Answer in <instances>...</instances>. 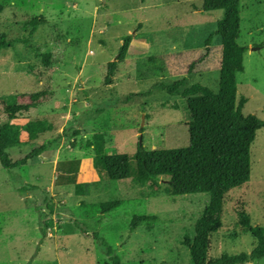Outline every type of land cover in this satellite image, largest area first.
I'll list each match as a JSON object with an SVG mask.
<instances>
[{"label":"rangeland","instance_id":"1","mask_svg":"<svg viewBox=\"0 0 264 264\" xmlns=\"http://www.w3.org/2000/svg\"><path fill=\"white\" fill-rule=\"evenodd\" d=\"M203 3L0 0V36L10 42L0 49L2 130L48 117L58 127L41 138L48 143L64 129H79L78 136L63 138L24 167L7 171L0 164V264H105L106 248L98 238L121 264H190L182 241L194 236L209 196H149L130 181H110L97 171L91 144L100 134L107 154L128 155L132 176L139 145L148 151L188 145L183 98L165 89L187 78L189 87L218 90L222 48L212 33L222 12L203 13ZM239 10L238 44L248 51L244 72L236 74L237 94L248 100L243 114L264 123V0H241ZM35 17L41 21L30 35L28 22ZM127 36L125 59L113 85L104 86L107 64L117 59ZM43 55H49V65ZM40 91L49 92L43 105L8 122V105ZM29 150L22 143L7 152L18 159ZM93 182L86 194L76 195L75 183ZM32 186L39 191H29ZM112 199L122 204L101 213L99 204ZM241 211L264 228V127L251 147L250 180L225 198L222 228L210 239L212 259L255 248L254 236L238 225ZM141 215L154 220L130 232L132 218ZM246 264H264V259Z\"/></svg>","mask_w":264,"mask_h":264},{"label":"trees","instance_id":"2","mask_svg":"<svg viewBox=\"0 0 264 264\" xmlns=\"http://www.w3.org/2000/svg\"><path fill=\"white\" fill-rule=\"evenodd\" d=\"M240 1L204 0L201 9L203 13L222 12V17L216 22L215 31L212 33V36H219L222 48L217 92L201 85L189 87L187 78L178 80L165 89L169 95L183 98L188 119L186 126L189 141L186 147L148 151L139 145L134 156L136 171L132 176L128 155L107 154L105 141L100 134L94 135L91 144L97 171L99 173L103 171L110 181L118 183L130 181L133 187L148 191L149 196L161 194L209 196L204 214L194 224V236H185L182 241L189 250L190 264H246L264 259V228L253 225L249 214L245 211L240 212L238 225L254 236L256 246L252 252L223 254L216 259H212L209 255L210 239L222 228L220 215L224 209L226 196L230 191L240 188L250 180L251 147L257 132L264 127V123L255 115L243 114L242 109L248 100L245 96L238 98L237 94L236 74L244 72V56L248 51L247 47L238 44ZM2 11L3 5L0 4V13ZM40 21V17H35L28 22L31 27L30 35ZM130 40V36L123 39L117 59L107 64L104 86L113 85L118 66L127 54ZM23 41L27 43V40ZM9 46L10 42L1 35L0 49ZM43 59L44 63L49 65V55H43ZM48 94V91H40L18 97L5 109L8 113V122L15 120L17 115L39 108L46 102ZM131 97L132 95L128 96L127 100ZM76 126L64 129L48 143H42L40 142L42 137L58 129L57 123L48 117L28 119L23 124L12 123L3 130V125L0 124L1 166L7 171L26 166L34 157L41 156L45 151L59 145L63 138L78 136L79 129ZM22 143L29 146V152L21 158H11L7 150ZM92 186H95L94 182L75 183V193L84 195ZM27 190L22 189V192ZM32 190L39 191V187L32 186L29 191ZM121 204L119 199L101 202L100 212H111ZM151 220H154V217L134 216L131 220L130 232L139 224ZM98 239L106 248L109 262L105 264H121L119 257L114 256V249L104 240Z\"/></svg>","mask_w":264,"mask_h":264}]
</instances>
